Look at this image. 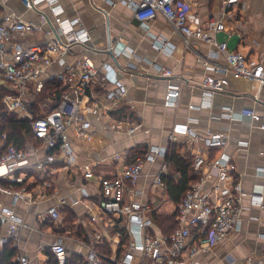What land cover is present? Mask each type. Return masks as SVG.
I'll use <instances>...</instances> for the list:
<instances>
[{"label": "crops", "instance_id": "crops-1", "mask_svg": "<svg viewBox=\"0 0 264 264\" xmlns=\"http://www.w3.org/2000/svg\"><path fill=\"white\" fill-rule=\"evenodd\" d=\"M182 1L190 6V14L196 16L195 21L202 28L212 17L223 23L226 31L211 34L217 43H226L229 50L238 51L252 62L264 66V0H239L238 4H232L225 11L223 0ZM58 4L62 9V19H79L90 32L92 51L89 55L94 65L100 68L103 63L114 64L116 79L125 87L126 96L112 109L110 102L102 98L104 90L112 89V85L107 84L104 88L99 83L94 84L91 95L102 106L99 117L87 115L94 131L93 140L85 144L75 135L73 128L67 130L75 157L78 162L91 167L92 180H85L79 172L64 170L60 162H55L49 169L47 167L43 180H40L34 165L44 159L45 152L38 148L35 157L31 158L30 168L24 172L22 183L10 185L14 191L24 189L31 192L35 203L27 204L20 200L13 207L12 196L0 193V210L13 209L24 222L19 243L17 246L10 243L17 250L16 261L23 254L29 256L31 264H44L47 260L45 247L51 234L68 237L64 242L67 251L82 258L83 248L74 241L87 240L86 236L96 230L89 226V222L90 215L98 213L97 206L101 198L98 178L118 174L126 160L129 161L139 151L147 152L152 146L165 148L176 161L190 165L198 153L205 159L225 153L230 159L231 173L241 185V230L199 254L196 258L199 264H242L246 258L264 254V238L259 237V234H264V204L258 206L251 201L255 195L264 198V129H261L264 125V86L260 87L247 79L227 76L224 90L214 95L209 106H202L203 89L200 83L209 74L202 64L203 59L223 63V57L215 55L207 43L190 39L191 47L186 49L181 37L160 14L148 24L141 25L134 19L133 12L119 0H58ZM0 11V21L9 18L32 26L31 31L18 38L26 47L45 45L50 40L51 37L35 29H45V23L52 22L49 8L44 2L36 3L29 10L23 5V0H0ZM159 41L166 44L164 50L155 49L154 45ZM109 44L119 52L117 63L103 52ZM79 53L77 49L72 50L63 56V65L54 62L46 73L53 76L65 66H75L81 55ZM51 57L55 59L54 55ZM10 58L6 46L5 59ZM162 70H168L170 77H163ZM40 80L45 83L43 93L34 96L33 85L29 92V99L37 104L43 96L47 97L44 101L50 98L49 95L56 96L47 86V76L42 75ZM168 85L179 87L175 107L164 105ZM242 110H253L257 118L240 116ZM107 112L119 118L126 114L132 116L137 127L135 133L129 135L126 130L119 133L106 129L105 125L110 122V118L105 115ZM123 112H126L124 116L116 115ZM178 124L191 128L197 139L190 140L182 135L173 137V127ZM208 132L223 134L225 147L213 150L210 154L204 152L201 139ZM33 142L27 141L23 148ZM172 171L173 168L165 163L164 157H158L154 164H145L135 186L134 198L147 205L153 204L152 198L159 195L163 199L154 214L163 215L173 209L169 214L172 215L175 205L168 195L165 191L153 194L151 187L155 176H166ZM43 182L47 183L46 190L42 187ZM209 183L207 186L212 187L213 184ZM39 190L44 194L42 197L35 193ZM53 192L62 198L79 202L72 208H61L56 223L46 216L47 209L55 203L50 196ZM163 205L166 210L160 211ZM156 227L155 233L161 234V230ZM1 232L5 234L6 227H2ZM193 238H189V241Z\"/></svg>", "mask_w": 264, "mask_h": 264}, {"label": "built area", "instance_id": "built-area-1", "mask_svg": "<svg viewBox=\"0 0 264 264\" xmlns=\"http://www.w3.org/2000/svg\"><path fill=\"white\" fill-rule=\"evenodd\" d=\"M119 1L133 12V17L139 24L146 25L160 14L181 37L186 49L191 47L190 39H196L207 43L215 55L223 57V63L203 59L202 64L209 74L200 83L203 89L202 106H209L214 95L224 90L227 76L233 79H247L260 87L264 86V66L252 62L238 51L229 50L226 43H217L211 37V34L226 31L220 20L212 17L207 21L205 28H202L195 21L196 16L190 14V6L182 0ZM38 2H44L48 6L52 17L51 23H45V29L35 28L51 37L45 45L26 47L18 40L32 30L30 24L9 18L0 21V85L6 88L2 105L7 113L27 120L34 140L23 149L0 143V183L5 184L0 185V193L12 196L13 207L20 200L27 204L35 203L31 192L24 189L14 191L10 185L22 183L24 172L30 168L31 158L35 157L38 148L45 152L44 159L34 165L40 180H43L46 168L49 169L55 162H60L64 170L79 172L85 180H92L94 176L91 167L77 161L67 130L73 128L75 135L85 144L93 140L94 131L87 115L99 117L102 106V103H98L91 95L94 84L99 83L104 88L107 84L112 85V89L104 90L102 95L103 99L110 102L112 109L126 96L125 87L116 79L114 64L103 63L100 68L94 65L89 55L92 51L91 34L80 20L62 19L58 0H23V5L32 10ZM239 2L223 0V10H228L232 4ZM6 46L10 60L5 59ZM154 47L161 51L166 48V44L159 41ZM74 49L79 50L81 54L75 66H65L53 76L46 73L54 62L63 65V56ZM103 52H108L109 58L112 54L115 60L119 53L112 44ZM51 55H54L55 59H52ZM161 74L163 77L171 75L168 70H162ZM42 75H46L49 82L59 85V95H49L54 101L50 98L44 101L47 97L43 96L37 104L29 99L30 86L33 85L34 96H40L45 89V83L40 80ZM178 96L179 87L168 85L164 98L165 107H175ZM105 115L110 118V122L105 125L106 129L119 133L126 130L129 135L135 133L137 127L129 114L121 118L110 116L109 112ZM240 116L257 118L253 110H242ZM230 119L233 120L231 117ZM261 129H264V125ZM172 133L173 137L182 135L190 140L197 139L195 132L186 125H175ZM201 143V149L210 154L213 150L223 149L226 139L223 134L208 132L201 139ZM166 152L165 148L152 146L143 159L135 157L131 161L126 160L118 174L98 178L101 194L97 206L98 213L91 214L89 222V226L95 227L96 230L86 236L87 240L74 241L83 248L84 264H199L196 260L199 254L219 245L231 234L241 230L242 190L239 181L231 173L229 157L221 153L217 157L205 159L198 153L191 163L197 180L191 184L175 208L176 229L168 237L155 233L153 214L163 198L155 195L157 198H152L153 204L143 205L134 198L135 186L143 166L154 164L156 159L164 157ZM208 182L213 186H207ZM46 184L43 182L42 186L45 190ZM151 187L153 194L165 191L161 174L155 176ZM45 190L43 189L44 192ZM35 193L41 197L44 195L40 190ZM50 196L55 203L47 209L46 216L52 223H56L60 218L61 208H72L79 203L62 198L57 192ZM251 201L258 206L264 204L262 195L253 196ZM2 227H6L5 234L1 232ZM23 227V219L17 216L13 209H1L0 248L7 243L17 246ZM192 236L194 240L189 241ZM259 237L264 238V234H259ZM68 239L60 234L49 235L45 248L57 264H66L71 255L64 245ZM102 245L110 248V256L102 252ZM17 263L31 264V259L22 254L17 258ZM242 264H264V254L246 258Z\"/></svg>", "mask_w": 264, "mask_h": 264}, {"label": "trees", "instance_id": "trees-1", "mask_svg": "<svg viewBox=\"0 0 264 264\" xmlns=\"http://www.w3.org/2000/svg\"><path fill=\"white\" fill-rule=\"evenodd\" d=\"M1 12V11H0ZM47 86L52 90L55 95H59V85L55 82H48ZM6 95V88L4 86H0V143L4 142L5 144H12L16 146L18 149H22L27 141H34L30 128L28 126L27 120L17 118L14 114L7 113L2 105V99ZM126 112L121 113L117 116H121ZM127 115V114H126ZM3 136L5 139H3ZM140 153H135V156L129 158V161L132 158L140 157L144 158L146 151H139ZM165 163L168 166L173 168L172 173L166 176H161V180L165 186V193L168 195L170 201L176 206L183 198L186 191L189 189L191 184H193L197 177L192 170L190 164L182 163L176 161L172 156H170L167 151L165 156ZM153 221L155 226L161 230V234L163 236H170L174 230L176 229L175 222V212L172 215H153ZM102 252L106 256H110V251L106 245H102ZM45 256L47 258L44 264H57L54 257L48 250H45ZM18 253L16 248H13L11 244L7 243L0 249V264H18L16 261ZM66 264H84L83 260L78 255H70L67 259ZM104 264H111L109 262H105Z\"/></svg>", "mask_w": 264, "mask_h": 264}, {"label": "rangeland", "instance_id": "rangeland-1", "mask_svg": "<svg viewBox=\"0 0 264 264\" xmlns=\"http://www.w3.org/2000/svg\"><path fill=\"white\" fill-rule=\"evenodd\" d=\"M164 207H165V205H163V207L160 208V211H165L166 208H164ZM169 210H170V211H168V212H164L163 215H164V216H167V215L171 214V212H172L173 209H169ZM156 226H157V225H156ZM157 227H158V226H157ZM157 227H156V228H157Z\"/></svg>", "mask_w": 264, "mask_h": 264}, {"label": "water", "instance_id": "water-1", "mask_svg": "<svg viewBox=\"0 0 264 264\" xmlns=\"http://www.w3.org/2000/svg\"><path fill=\"white\" fill-rule=\"evenodd\" d=\"M107 54L109 55L108 52H107ZM111 58L114 60L115 63H117L116 60H115V57L112 54H111Z\"/></svg>", "mask_w": 264, "mask_h": 264}]
</instances>
